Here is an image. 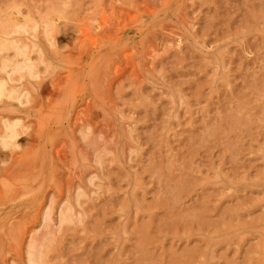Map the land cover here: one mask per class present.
Returning a JSON list of instances; mask_svg holds the SVG:
<instances>
[{"label":"rangeland","instance_id":"obj_1","mask_svg":"<svg viewBox=\"0 0 264 264\" xmlns=\"http://www.w3.org/2000/svg\"><path fill=\"white\" fill-rule=\"evenodd\" d=\"M5 38L0 264H264V0H0Z\"/></svg>","mask_w":264,"mask_h":264},{"label":"bare ground","instance_id":"obj_2","mask_svg":"<svg viewBox=\"0 0 264 264\" xmlns=\"http://www.w3.org/2000/svg\"><path fill=\"white\" fill-rule=\"evenodd\" d=\"M9 15L7 14V16H9L7 18H6V16L5 17L4 16L2 17V21L1 22H2V24L4 26L5 25L9 26V25L15 24L13 26L16 27V23L15 22H18L20 20L19 18H22L23 17L20 14V12H14L13 15H11V14H9ZM25 21H26V19H25ZM20 23H23V22H20ZM48 24H49V26L46 24L48 27H50V25H51V28H52V26L54 27V22H50ZM17 27H18L17 29L19 30V25ZM26 27H28V26H26ZM21 28L23 29L24 27L21 26ZM51 28H50V30H51ZM5 33L8 36H10L9 34H11V33H8L7 34V32H5ZM11 42L12 41L9 38H5V40H3L0 43V51L8 50L10 48H16L18 50L19 58L21 57L20 55L23 56L24 51L21 50L22 47H20L19 44H15V43H13V42L11 43ZM13 44H15V45H13ZM12 62H14V58H12L9 53H2L1 52V54H0V96L3 95V94H5V93H7V92H15V91H17L19 89L20 85H21V83H18V82L13 83V81L10 79V72H11L10 69H12V65H11ZM21 65L23 67L26 66V63L24 62V59L21 60ZM3 106H1V107H3V109H5L6 111H8L9 113H12L14 111H17V109H15L16 107H13V108L10 107V108H8L6 105H3ZM1 112H2V110H1ZM1 122H2V125H1L2 126V130L0 128V130H1L0 131V142H5V143H7L9 145H14L15 146L16 145V138L19 135V132H18V129H17L18 128V122H17V120L16 119L11 120L9 117H6L5 116V117H3V120H1ZM69 218H70L69 215H66L64 217V219H67V220ZM33 249H34V247L32 246V250ZM34 254H35V251H32L31 252V260L33 262L37 263L39 257L36 256V255H34Z\"/></svg>","mask_w":264,"mask_h":264}]
</instances>
